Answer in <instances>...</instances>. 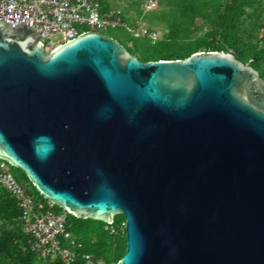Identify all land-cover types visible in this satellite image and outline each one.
Returning <instances> with one entry per match:
<instances>
[{"label": "water", "instance_id": "95a60500", "mask_svg": "<svg viewBox=\"0 0 264 264\" xmlns=\"http://www.w3.org/2000/svg\"><path fill=\"white\" fill-rule=\"evenodd\" d=\"M0 21V160L78 219L124 218L117 264H264V79L230 53L141 62L86 32L45 53Z\"/></svg>", "mask_w": 264, "mask_h": 264}, {"label": "trees", "instance_id": "16d2710c", "mask_svg": "<svg viewBox=\"0 0 264 264\" xmlns=\"http://www.w3.org/2000/svg\"><path fill=\"white\" fill-rule=\"evenodd\" d=\"M109 0H104L108 6ZM126 5L121 11L125 27L123 38L109 36L141 62L183 60L199 52L230 53L236 60L256 70L264 79V0H154L157 5L146 11L149 0H118ZM132 14L135 20L130 16ZM150 19L160 20L161 35ZM137 21L144 22L147 34L136 35ZM156 34L153 38L149 34ZM15 180L35 203L43 204V212H64L57 205H48L25 174L10 168ZM124 218L114 217L108 225L102 221L78 219L66 214V230L74 241L72 250L81 259L92 255L101 264H117L124 254ZM0 264H61L43 259L29 247V236L23 231L20 210L15 199L0 186Z\"/></svg>", "mask_w": 264, "mask_h": 264}, {"label": "built area", "instance_id": "2783aa9c", "mask_svg": "<svg viewBox=\"0 0 264 264\" xmlns=\"http://www.w3.org/2000/svg\"><path fill=\"white\" fill-rule=\"evenodd\" d=\"M108 4L104 5V0H0V21L35 28L38 41L46 51L86 32L101 33L109 28L125 27L121 11ZM143 7L146 11L152 10L156 2L149 0ZM135 33L147 34V30L141 25ZM54 34H60L62 40L52 44L50 36ZM149 35L156 37L155 33ZM11 167L0 160V186L17 202L30 250L43 259H56L61 264H101L92 255L78 259L72 250L75 243L66 230L67 213L43 212V204L35 203L25 193L11 173ZM47 204L52 205L49 201Z\"/></svg>", "mask_w": 264, "mask_h": 264}, {"label": "rangeland", "instance_id": "374dc122", "mask_svg": "<svg viewBox=\"0 0 264 264\" xmlns=\"http://www.w3.org/2000/svg\"><path fill=\"white\" fill-rule=\"evenodd\" d=\"M108 3H111L112 5H116L118 4V6H120V8L124 7L126 5V3L124 1H118V0H109ZM130 16L132 17V19L135 20V17L130 14ZM151 14H147V17H146V23L149 21V19L151 18L150 17ZM151 22H152V25H154V29L156 32H158V37L161 35L162 33V30H163V25L161 24V21L160 20H156V19H150ZM137 23L141 26V25H145L144 22H140V21H137ZM146 27V25H145ZM101 33L103 35H106V36H114V37H118L119 39H122L123 38V33H122V30L119 29V28H109L107 30H103L101 31ZM62 40V36L60 34H54L52 36H50V41L52 44H55L57 42H60ZM52 51V49H46L45 53H50Z\"/></svg>", "mask_w": 264, "mask_h": 264}, {"label": "clouds", "instance_id": "9594fccd", "mask_svg": "<svg viewBox=\"0 0 264 264\" xmlns=\"http://www.w3.org/2000/svg\"><path fill=\"white\" fill-rule=\"evenodd\" d=\"M151 1H154V0H151ZM156 2V1H155ZM156 5H157V3H156ZM53 50V49H52Z\"/></svg>", "mask_w": 264, "mask_h": 264}]
</instances>
